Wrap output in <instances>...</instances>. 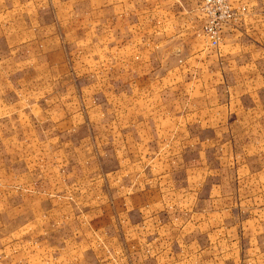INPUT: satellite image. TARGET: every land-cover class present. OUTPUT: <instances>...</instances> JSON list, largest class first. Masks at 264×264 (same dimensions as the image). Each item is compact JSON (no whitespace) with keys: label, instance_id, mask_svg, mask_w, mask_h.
Instances as JSON below:
<instances>
[{"label":"crops","instance_id":"obj_1","mask_svg":"<svg viewBox=\"0 0 264 264\" xmlns=\"http://www.w3.org/2000/svg\"><path fill=\"white\" fill-rule=\"evenodd\" d=\"M25 1L0 0L6 59L33 63L6 76L58 95L44 121L66 128L35 133L29 120L20 135L29 157L55 165L38 195L0 197V219L14 212L0 264H264V0H227L246 12L217 47L202 34V0H92L72 70L50 37L61 25L15 23Z\"/></svg>","mask_w":264,"mask_h":264},{"label":"rangeland","instance_id":"obj_2","mask_svg":"<svg viewBox=\"0 0 264 264\" xmlns=\"http://www.w3.org/2000/svg\"><path fill=\"white\" fill-rule=\"evenodd\" d=\"M3 1H6L9 5L12 4V1L16 2L17 0ZM76 1L77 0H26L18 7L17 14L21 16V18L15 20V23L18 24L21 22L20 20L23 22L25 21L24 25H26L27 22L32 23L34 20L36 25H61L57 30H54V34L50 35V37L60 42L63 51L62 59L73 61H69V65L67 64V68L69 66L68 69L71 70L75 69L76 37L82 32L76 29V25H91V22L94 20L93 17L97 14L95 13L93 15L92 9L94 7L97 8L98 5L96 3V6L95 4L93 6L92 0H83V6L79 8L76 5ZM85 8L89 10H85V12L81 13V10ZM28 11L30 12L29 14H27ZM26 17L28 18L26 19ZM48 32L47 30L37 31V40L48 39ZM0 37L2 38V36ZM4 38L0 41V197H6L10 200L13 193H22L30 196L41 193L40 179L43 176L42 173L52 169L55 165V163L51 162L54 161L53 158L47 159L42 154H34L32 157H29L27 154L28 150L24 152L23 146L30 143H28L27 139L20 138V135L28 132L31 121L32 126H30V131H34L35 133L45 131L49 133L52 130H60L64 133L66 125H62L61 123L58 124V121L55 123L46 122L45 125V118H53L54 114L58 116V110L51 107V96L58 95L29 94L27 93V88L29 86L28 81L31 79L6 76V72L11 73L13 70L33 68V63L30 62L31 64H29L25 62V60L23 62L7 60L6 58L9 56L5 54V50L6 45L11 43V37ZM17 40L18 38L14 37L15 47H17ZM24 52L25 50L23 49V53ZM39 52L40 49L37 53ZM23 55L25 54H20L19 57ZM14 57H18V55ZM57 58L59 59L61 56H56V59ZM42 61L43 60L37 61L36 65L43 68ZM73 85L74 81L70 78L69 86ZM72 107H75V93L68 94L67 116L71 121L75 119V108L71 109ZM52 133L53 132L50 134ZM56 133L60 132L57 131ZM39 138L40 137H38L36 141L32 140L30 142L34 143L37 148L44 147L46 145L45 141H42L43 138H40L41 140ZM71 144L72 148L68 151V159L74 164V161H77V151L75 142L73 141ZM23 174L28 175V182L20 183L19 181L17 183V177ZM38 176H40V178H38ZM11 208L12 207H6L0 219L1 234H4V230L1 229H5L7 233L13 229L12 216L14 212L11 211ZM5 240L8 242L11 241V239ZM10 252H12V248L8 247L6 258L9 261ZM7 264H11V262Z\"/></svg>","mask_w":264,"mask_h":264},{"label":"built area","instance_id":"obj_3","mask_svg":"<svg viewBox=\"0 0 264 264\" xmlns=\"http://www.w3.org/2000/svg\"><path fill=\"white\" fill-rule=\"evenodd\" d=\"M199 11L204 19L202 34L211 47H217L222 29L236 23L246 12V7L235 11L227 0H202Z\"/></svg>","mask_w":264,"mask_h":264}]
</instances>
